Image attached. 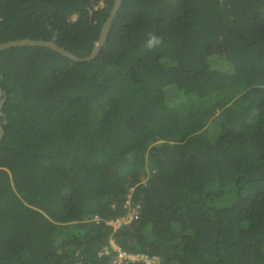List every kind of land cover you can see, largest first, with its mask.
Wrapping results in <instances>:
<instances>
[{
  "label": "trees",
  "instance_id": "16d2710c",
  "mask_svg": "<svg viewBox=\"0 0 264 264\" xmlns=\"http://www.w3.org/2000/svg\"><path fill=\"white\" fill-rule=\"evenodd\" d=\"M113 1L0 0V42L87 56ZM0 85V264H264V0H121L94 58L8 47Z\"/></svg>",
  "mask_w": 264,
  "mask_h": 264
},
{
  "label": "water",
  "instance_id": "95a60500",
  "mask_svg": "<svg viewBox=\"0 0 264 264\" xmlns=\"http://www.w3.org/2000/svg\"><path fill=\"white\" fill-rule=\"evenodd\" d=\"M121 3V0H114L112 7L109 11L108 16L104 20L98 38L93 41V47L90 53L87 56L80 57L70 50L66 49L62 45L58 44L57 42L49 39H36V38H29V37H22V38H17V39H10L7 41L0 42V50L8 48V47H13V46H25V45H30V46H41L44 48H50L55 51H58L62 55L71 58L72 60L79 62V61H84V60H89L94 58L96 55L101 50V47L106 39L107 33L109 31V28L111 26L112 20L114 16L116 15L119 5ZM6 100V94L0 85V117H3L2 121H0V139L2 138L4 134V127L3 124L7 122V117L2 111V106Z\"/></svg>",
  "mask_w": 264,
  "mask_h": 264
},
{
  "label": "built area",
  "instance_id": "2783aa9c",
  "mask_svg": "<svg viewBox=\"0 0 264 264\" xmlns=\"http://www.w3.org/2000/svg\"><path fill=\"white\" fill-rule=\"evenodd\" d=\"M125 207H127V212L125 215L116 218L115 220L107 221L108 224L113 225L114 228L121 224H127L138 217L139 205H130L129 200H126ZM95 217V216H94ZM96 218V217H95ZM113 253L110 259V264H124L128 261H142L145 264H159V258L157 256L149 257L144 254H133L122 249L117 245L112 237H110L107 245L101 247L99 255H107Z\"/></svg>",
  "mask_w": 264,
  "mask_h": 264
},
{
  "label": "clouds",
  "instance_id": "9594fccd",
  "mask_svg": "<svg viewBox=\"0 0 264 264\" xmlns=\"http://www.w3.org/2000/svg\"><path fill=\"white\" fill-rule=\"evenodd\" d=\"M162 42H163L162 38L157 37L154 34H149V38L147 40L146 46L151 49L153 47H156V46L160 45Z\"/></svg>",
  "mask_w": 264,
  "mask_h": 264
},
{
  "label": "rangeland",
  "instance_id": "374dc122",
  "mask_svg": "<svg viewBox=\"0 0 264 264\" xmlns=\"http://www.w3.org/2000/svg\"><path fill=\"white\" fill-rule=\"evenodd\" d=\"M223 61L225 62V60L223 59Z\"/></svg>",
  "mask_w": 264,
  "mask_h": 264
}]
</instances>
